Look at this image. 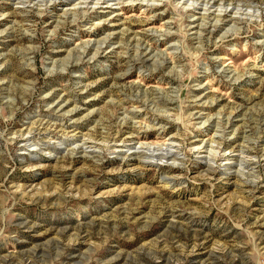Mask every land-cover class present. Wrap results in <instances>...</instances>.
<instances>
[{"label": "rangeland", "instance_id": "rangeland-1", "mask_svg": "<svg viewBox=\"0 0 264 264\" xmlns=\"http://www.w3.org/2000/svg\"><path fill=\"white\" fill-rule=\"evenodd\" d=\"M0 264H264V0H0Z\"/></svg>", "mask_w": 264, "mask_h": 264}, {"label": "bare ground", "instance_id": "bare-ground-1", "mask_svg": "<svg viewBox=\"0 0 264 264\" xmlns=\"http://www.w3.org/2000/svg\"><path fill=\"white\" fill-rule=\"evenodd\" d=\"M213 1V0H212ZM160 157H162V158H167V156L169 155V152H167V153H165V154H161V153H159L158 154ZM169 156H172V155H169Z\"/></svg>", "mask_w": 264, "mask_h": 264}]
</instances>
